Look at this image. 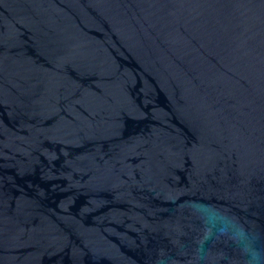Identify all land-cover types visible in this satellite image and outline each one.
<instances>
[{"label":"water","instance_id":"95a60500","mask_svg":"<svg viewBox=\"0 0 264 264\" xmlns=\"http://www.w3.org/2000/svg\"><path fill=\"white\" fill-rule=\"evenodd\" d=\"M0 264H264V0H0Z\"/></svg>","mask_w":264,"mask_h":264}]
</instances>
